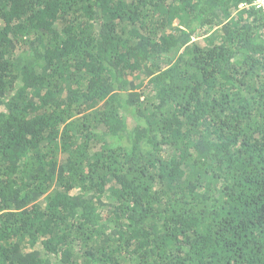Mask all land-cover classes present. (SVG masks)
I'll list each match as a JSON object with an SVG mask.
<instances>
[{
	"label": "trees",
	"instance_id": "obj_1",
	"mask_svg": "<svg viewBox=\"0 0 264 264\" xmlns=\"http://www.w3.org/2000/svg\"><path fill=\"white\" fill-rule=\"evenodd\" d=\"M254 0H0V264H264Z\"/></svg>",
	"mask_w": 264,
	"mask_h": 264
},
{
	"label": "built area",
	"instance_id": "obj_2",
	"mask_svg": "<svg viewBox=\"0 0 264 264\" xmlns=\"http://www.w3.org/2000/svg\"><path fill=\"white\" fill-rule=\"evenodd\" d=\"M250 5H253L254 7L262 9L264 11V0H254L252 4H240L241 7H249Z\"/></svg>",
	"mask_w": 264,
	"mask_h": 264
}]
</instances>
